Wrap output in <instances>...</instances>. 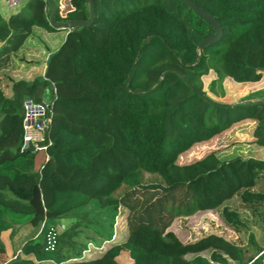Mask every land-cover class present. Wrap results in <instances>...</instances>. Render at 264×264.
I'll use <instances>...</instances> for the list:
<instances>
[{
    "label": "trees",
    "instance_id": "trees-1",
    "mask_svg": "<svg viewBox=\"0 0 264 264\" xmlns=\"http://www.w3.org/2000/svg\"><path fill=\"white\" fill-rule=\"evenodd\" d=\"M52 1L53 20L49 0L0 14V70L34 27L63 30L59 25L90 18L89 0ZM192 1L221 27L200 48L216 29L185 0H93L92 23L64 29L44 77L13 81L10 96L0 87V264H121L123 250L132 264H264V246L246 252L215 234L184 243L170 230L179 217L217 209L241 232L246 222L227 204L234 198L264 220L263 159L223 160L211 151L178 163L196 142L246 119L255 121V141L264 146V97L244 104L214 98L226 95L227 77L263 78L264 0ZM51 85L50 143L37 166L35 153L21 149L24 101H42ZM35 185L45 214L30 204ZM121 206L125 239L96 258L82 257L94 235L98 245L112 239ZM56 219L72 221L50 249L51 227L40 235L43 223ZM15 226L20 252L6 259L1 235ZM204 250L210 258L199 254Z\"/></svg>",
    "mask_w": 264,
    "mask_h": 264
},
{
    "label": "rangeland",
    "instance_id": "rangeland-1",
    "mask_svg": "<svg viewBox=\"0 0 264 264\" xmlns=\"http://www.w3.org/2000/svg\"><path fill=\"white\" fill-rule=\"evenodd\" d=\"M43 32L42 36H45L43 38L44 40L50 42L52 39L56 41L60 38L58 40L59 42L65 30L60 29L51 31L50 33L45 29ZM37 45L40 47L37 48ZM48 51L49 49L47 50L45 45L38 42L34 47L24 46L13 55L10 64L0 70V87L6 95H11V85L15 80L26 79L32 81L36 77H44L41 64L42 61H44V64L46 63L48 56L52 52L46 54ZM213 77V73L204 77L206 88ZM224 87L226 89V95L224 97L213 96L218 101L228 104H244L253 101L264 97V73L260 81L252 83H238L227 77L224 80ZM255 124L254 120L246 119L233 124L228 129H225L208 140L196 142L190 149L180 154L178 163L194 161L211 151H215L218 157L223 160L236 156L264 160V146L259 145L255 141L253 134ZM44 156V153L41 151L35 154L37 166L44 160ZM258 188H264V186ZM227 204L231 208L236 209L243 220H245L246 227L241 232L228 225L223 220L220 210L217 209L201 210L189 217H179L173 222L170 230H172L184 243L191 242L208 234H215L238 244L246 250V252H248L252 246H264V220L261 217L255 218L237 198L231 199ZM71 221V219L46 220L42 225L40 237H44L46 229L51 227L59 231L61 226L68 225ZM127 234V210L121 206L115 218L113 237L111 241L109 240V243L106 244L104 249L109 247L112 243L123 241ZM18 238L19 235H15L14 241H17ZM5 239H9L7 235ZM101 242L99 236L94 235L92 240L87 242V249L83 251V254L87 258H96L100 256L104 249L100 251L96 250L94 249V245L98 246V243ZM199 254L210 258L211 250H204ZM194 255L195 254L190 253L188 257H193ZM249 255V253L243 254V258L246 259ZM117 260L121 264H132V259L126 250L121 252ZM262 261L264 262V259ZM229 263L239 264L238 261L231 259H229Z\"/></svg>",
    "mask_w": 264,
    "mask_h": 264
},
{
    "label": "built area",
    "instance_id": "built-area-1",
    "mask_svg": "<svg viewBox=\"0 0 264 264\" xmlns=\"http://www.w3.org/2000/svg\"><path fill=\"white\" fill-rule=\"evenodd\" d=\"M28 0H5L9 9H16ZM56 93L53 85L47 89L42 101H35L28 97L24 101L25 113L22 121L23 126V141L22 150H29L32 153L43 152L44 157H47V145L50 143V138L47 134L51 110V98ZM58 231L51 228L47 234L48 248L54 249L57 242ZM111 241V240H110ZM109 241H103L101 245L95 246L94 249L102 250ZM87 249V248H86ZM18 251L15 256L19 253ZM82 257H86L84 254ZM87 258V257H86ZM76 259V258H75Z\"/></svg>",
    "mask_w": 264,
    "mask_h": 264
},
{
    "label": "crops",
    "instance_id": "crops-1",
    "mask_svg": "<svg viewBox=\"0 0 264 264\" xmlns=\"http://www.w3.org/2000/svg\"><path fill=\"white\" fill-rule=\"evenodd\" d=\"M12 12H14V9H9L7 7L5 0H0V14L3 15L4 17H8ZM43 31H45L44 28H41L38 26L34 27L33 33L27 38V40H26L25 44L22 46V48L26 45L29 47H34L36 44H38V42H40L43 45H45L47 50L49 49V51L46 53V54H48L49 52L54 51L55 49H57L59 47V45L63 42V40L67 34V31H65L63 33V35H61V41H59V42H58V40L60 38L57 39L56 41H54L52 39V41L48 42V40L43 39L45 37V36H42V33H44ZM49 32L51 33V31H49ZM38 47H40V46L37 45V48ZM45 64H44V61H42L41 66L43 68V71H45V68H46ZM17 228H18V226H15L13 229H9L7 231L2 232L1 237H2V240H3V242L5 244V248H6V253H5L6 259L12 258L15 255V253L20 251V248H18L16 250V246H15V242H14V237H15V235H17ZM6 235L9 238L8 240L5 239Z\"/></svg>",
    "mask_w": 264,
    "mask_h": 264
},
{
    "label": "water",
    "instance_id": "water-1",
    "mask_svg": "<svg viewBox=\"0 0 264 264\" xmlns=\"http://www.w3.org/2000/svg\"><path fill=\"white\" fill-rule=\"evenodd\" d=\"M53 6V13L51 16V20H53V16H54V12L56 9V5L52 0H49ZM90 1V18L88 20H84V21H70V22H66L63 23L62 25H59V27L61 28H67V29H71L73 27H77V26H83V25H88L90 23H92L93 18H94V3L93 0H89ZM193 9H195L196 11H198L202 16H204L206 19H208L213 26L216 29V33L212 34V35H208L202 42L201 44L198 46L199 48L204 46L205 44L213 41L214 39H216L219 34L221 33V27L220 24L215 20V18L213 17V15L208 14L206 11H204L202 8H200L194 1L192 0H185ZM30 204L34 207L35 209V214H45L46 213V208L44 206V202H43V198H42V193L41 190L39 188V185H35L34 189H33V196L30 200Z\"/></svg>",
    "mask_w": 264,
    "mask_h": 264
}]
</instances>
